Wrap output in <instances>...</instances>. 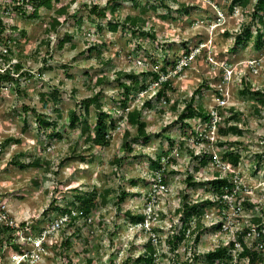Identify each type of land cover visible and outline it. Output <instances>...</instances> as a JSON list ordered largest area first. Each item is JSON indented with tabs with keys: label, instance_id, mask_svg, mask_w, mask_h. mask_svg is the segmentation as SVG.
Returning <instances> with one entry per match:
<instances>
[{
	"label": "rangeland",
	"instance_id": "374dc122",
	"mask_svg": "<svg viewBox=\"0 0 264 264\" xmlns=\"http://www.w3.org/2000/svg\"><path fill=\"white\" fill-rule=\"evenodd\" d=\"M137 1L52 0V7L40 6L37 15L24 12L16 20L19 57L29 72L21 75L16 92L0 100V135L19 138L3 145L0 190L18 222L27 221L35 233L59 214L53 205L66 203L75 189L108 190L106 203L98 202L88 219L47 236L48 252L32 264H121L128 255H147L145 243L152 235L158 238L154 264H221L206 260L204 252L228 243L247 225L255 227L253 213L264 225V105L239 91L244 80L251 89H264V12L262 22L252 16L255 0L245 6L232 0H162L167 6L160 0ZM153 3L157 8L150 7ZM94 4L105 9L104 17L90 12ZM126 14L141 18L130 26L123 24ZM114 21L117 28L111 30ZM247 25L253 36L236 44L235 34ZM258 27L262 44L255 47ZM130 72L146 87L130 95L125 109L141 110L144 133L126 123L120 104V81H130L124 74ZM152 72L159 73L157 80ZM160 80L169 81L167 99L155 95ZM92 95L118 120L100 146L87 140L83 114L75 127L68 126V110L82 113V100ZM191 96L211 119L194 116L181 124L179 113ZM37 112L56 120L54 127L41 125ZM85 117L94 123L93 104ZM228 124L236 130L221 135L218 128ZM53 128L60 136L49 134ZM226 147L239 153L237 165L222 158ZM204 154L211 158L202 163ZM158 155L164 170L150 166ZM14 161L31 164L21 167ZM215 171L232 172L234 187L221 198L209 182ZM188 174L193 184H187ZM158 177L165 178L163 186L154 187ZM122 189L127 195L116 203ZM206 197L213 202L202 208L199 238L189 234L171 251L167 235L185 224L176 209L183 200ZM47 207L49 215L42 213ZM128 210L141 213L142 222L132 220ZM195 218L190 216L189 229ZM67 236L71 242L64 245ZM244 241L264 253L256 235L246 233ZM11 253L8 244L0 264H12ZM240 262L250 264L235 255L232 264Z\"/></svg>",
	"mask_w": 264,
	"mask_h": 264
},
{
	"label": "trees",
	"instance_id": "16d2710c",
	"mask_svg": "<svg viewBox=\"0 0 264 264\" xmlns=\"http://www.w3.org/2000/svg\"><path fill=\"white\" fill-rule=\"evenodd\" d=\"M250 0H232V2H239L241 5H246ZM31 2L32 4V13L37 15L38 8L40 6L49 8L52 7V0H34ZM135 5H138L137 0H133ZM159 4H163V1L160 0ZM164 6H167L166 4H163ZM183 5V4H182ZM158 4L153 3L150 5L151 8L155 9L157 8ZM64 9L60 8L58 9V12H63ZM91 13H96L97 16L99 17H104L105 14V9L102 7H97L95 4L91 6L90 8ZM264 12V0H255L253 4V11H252V16L253 17H258V19L262 22V13ZM162 16L165 17L166 15L162 13ZM141 17L139 15H131V14H126L124 17L123 24L126 22L130 26H134L137 24L138 20ZM55 22L56 19H54ZM118 22H109V27L111 30H115L117 28ZM250 25H247L246 27H243L241 31L235 34L234 41L236 44H241L244 42H247L252 36V30L250 28ZM132 32L135 31V29L132 28ZM150 36L153 37V32L151 31ZM261 30L258 27V30H256L254 37V45L255 47H260L262 44V37H261ZM20 66V64H18ZM160 69L163 73L166 72V67L164 65L160 66ZM126 77L132 78L130 81H120V85L122 88V95L123 97L120 99V104L121 108L126 110L125 108L127 107V100L130 98V95L135 91V90H142L146 87V83L142 82L139 83L137 80L138 74L130 72V73H124ZM153 77L155 80L159 78V73L152 72ZM98 82H101L102 79L98 78ZM244 85L243 87L239 90L241 94H249L252 95L257 102H259L261 105H264V89H251L250 85L247 83L246 80L243 81ZM159 86L157 87V90L155 92V95L157 97H164L167 99L166 95V89L168 88L169 81L168 80H160ZM199 89H196L198 91ZM55 92V91H54ZM194 97L191 96L187 101L184 107L181 109L179 113V119L181 120V124H187L185 119L198 116L204 120H209L211 119L212 115L210 112H208L202 105L196 104L194 105L193 103ZM83 103V112H77L75 109H69L67 116H68V126L70 127H75L76 124L78 123L79 119L81 118V114H83L82 120L85 122L84 126V132H87L86 138L88 141H90L93 145H102L107 143L108 138H109V132L111 129H114L117 125L118 120L113 118L110 113L106 110L102 109V105L99 102V99L97 95H92L84 98L82 100ZM93 104L96 110V119L94 123L91 125L87 119H86V114L89 112V106ZM146 104L149 105L150 101L147 100ZM175 106V105H173ZM23 109L27 110L28 106L23 105ZM259 109H256V112H258ZM219 114H222L219 111ZM124 117L125 121L127 124L131 126H135L136 130L139 133H144L145 131V121L141 119V110L139 108H132V109H127L124 111ZM36 118L38 122L41 125L44 126H53L56 124V120H50L47 119L45 115H43L40 112L36 113ZM225 122L228 121V117H223ZM237 126L234 124H228L224 125L222 127L218 128V131L221 135H226L230 131L234 132L236 130ZM51 135H57L60 136V131H54V128L51 130L49 133ZM10 141H19L18 137H6L4 139V143H8ZM225 141H218L219 144H224ZM170 143H173V140L170 141ZM124 145L127 148H131L129 142L127 139L124 141ZM202 159L203 162H207L208 157L211 158V155L204 154ZM222 158L227 160L228 162L232 163L233 165H237L239 161V153L234 152L232 149L229 147H226L223 152H222ZM160 158L161 156L158 155L156 159H151L150 166L151 168L155 170H164L162 168V164L160 163ZM113 161L119 162L120 158L119 157H114ZM16 164L19 166L23 167L25 165L29 164H38V160H34L31 163H23L22 161H14ZM232 172L227 171L224 175L220 173V171H215L214 176L209 179L210 186L212 189V192L218 197L221 198L223 197L224 193L230 192L233 187L234 183L232 179L230 178V175ZM161 180L164 182L165 178L161 177ZM187 184H193L194 180L192 179V175L188 174L186 177ZM132 183H135L133 179H131ZM108 190L105 189L103 193H99L98 190L93 187L90 190H78L75 189V191L72 193V198L68 199L66 203L64 204H58L55 203L53 205V208L58 210L59 213H68L69 214V219L66 222L65 226H71L74 224V221H76L79 218H84L87 219L93 212V210L97 207L98 202L106 203V196H107ZM127 195V191L122 189L119 193V195L116 198V203L121 202L124 200V198ZM183 199H185L186 195L183 194ZM53 203L55 202L54 200L52 201ZM213 201L209 198H204L201 201H195L193 203L189 201H182V204L176 209L177 212H181V218L183 223L179 229L176 231L172 232L170 235L166 237V242L168 245V248L171 251H175L176 247L178 244L189 234H194L195 240H197L202 233V230L204 229L202 222H201V216L203 213V207L204 205H207L209 203H212ZM247 204L249 206H254L255 203H252L250 201H247ZM52 208V204H51ZM49 207L46 209H43L42 213L49 215L48 214ZM74 212V213H73ZM127 214L129 217L134 220L135 222L141 221L143 219V215L141 213H135L132 214L129 210L127 211ZM196 214L195 218V223L194 227L192 229H189V218L191 215ZM252 224L256 225L254 228L257 231V239L260 241L259 245L261 246L264 244V225L262 222V217L261 215H257L256 213H253L251 218H250ZM251 226L247 225L242 231H239L236 235V239L240 241L241 243V249L238 251L236 254L238 260L240 259H246L250 264H264V253L258 250L256 247L253 245H249L244 241V235L248 230H250ZM188 231V233H186ZM78 235V234H77ZM12 236L11 230L6 234V236L2 238H8L10 239ZM71 242V236H67V238L63 241V244L66 245V243ZM234 246V240H229L228 243L226 244H218L215 247H212L211 249H208L207 251L204 252L203 256L206 260L213 262V261H219L221 264H232L233 263V258L234 255L232 253L231 248ZM146 247V254H139L135 258L132 256L128 255L122 262L121 264H129L130 261H134L135 263L138 264H154V255H155V246L152 244L151 237L147 238V241L145 243ZM62 251V250H61ZM188 264V263H186ZM237 264H243L242 262L237 263Z\"/></svg>",
	"mask_w": 264,
	"mask_h": 264
},
{
	"label": "built area",
	"instance_id": "2783aa9c",
	"mask_svg": "<svg viewBox=\"0 0 264 264\" xmlns=\"http://www.w3.org/2000/svg\"><path fill=\"white\" fill-rule=\"evenodd\" d=\"M32 8L31 0H0V100L12 90L16 92L21 75L26 71L29 72L19 57L20 51L17 45L20 28L16 20L21 13L30 12ZM4 139L0 135V154L3 150ZM2 166L0 165V169ZM162 182L161 177H158L157 180L155 179L154 187L163 186ZM68 219V213H59L48 221V226H43L37 233L33 230L31 232L27 221L18 222L16 215L9 206L5 192L0 190V256L5 255L6 245L9 244L12 253L8 259L13 261L12 264L34 263L41 258L42 254L48 252V247L45 244L46 237L64 227ZM10 230L11 238H2ZM174 231L172 229L171 233ZM246 233L256 235L257 231L252 227ZM149 237H151L152 244L158 239L155 235ZM232 240H234V246L231 250L235 256L241 249V243L236 237Z\"/></svg>",
	"mask_w": 264,
	"mask_h": 264
}]
</instances>
